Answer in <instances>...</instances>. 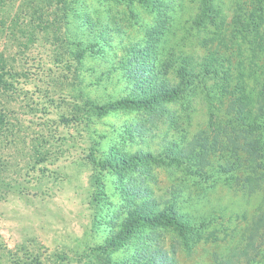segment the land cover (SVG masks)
<instances>
[{"label":"rangeland","instance_id":"374dc122","mask_svg":"<svg viewBox=\"0 0 264 264\" xmlns=\"http://www.w3.org/2000/svg\"><path fill=\"white\" fill-rule=\"evenodd\" d=\"M24 1L7 5L20 15L30 10L23 14L30 36L16 26L15 35L0 36V264H154L152 252L164 253L167 264L261 262L264 214L244 217L258 209L260 193L249 197L229 181L203 182L185 166L155 160L107 173L99 191L102 177L95 178L89 157L166 156L179 145L205 168L209 140L223 143V129L237 124L231 103L261 99L264 0H31L27 8ZM144 45L167 81H178L181 67H204L211 76L160 107L88 112L91 102L132 96L122 59ZM140 183L162 209L175 199L192 224L212 223L198 234L186 224L147 227L129 245L95 251L111 237L105 222L120 208L122 187Z\"/></svg>","mask_w":264,"mask_h":264},{"label":"trees","instance_id":"16d2710c","mask_svg":"<svg viewBox=\"0 0 264 264\" xmlns=\"http://www.w3.org/2000/svg\"><path fill=\"white\" fill-rule=\"evenodd\" d=\"M27 1L26 8L31 6L29 5V1L31 0L24 2ZM7 2L8 0H0V36L5 38L15 35L14 26L18 30H25L23 28L27 27V21L23 17L28 15V11L30 12V10H24L21 12V15L17 11L11 13L13 10L11 8L8 9L9 5H7ZM19 7L21 8L22 5ZM211 7L214 9L212 5ZM24 13L25 15L23 16ZM38 23L42 24V21ZM20 26H22L21 29H19ZM23 33L25 37L29 35L25 31ZM151 50L145 45L132 46L130 49H127L123 56L124 75L126 79L132 82L131 86H129L132 96L115 98L114 102L109 100L102 105L91 102L88 105L87 111H98L101 114H106L109 110H114L116 107H160L161 100L172 102L174 101V97L178 99L186 92L196 90L199 83H202L203 80L211 76L204 67L196 72L195 70L188 71L185 67H181L174 70L178 74L179 80L172 81L168 79L169 81H167L165 73L159 67L161 63H158V57L153 55ZM167 63L170 64L171 62L167 61ZM167 70L166 68L165 71ZM260 95L261 99L255 105H252L250 101L240 99L238 103L236 101L235 103L232 102L227 108L230 115L235 113L237 124L233 125L230 122L223 129L221 133L224 140L223 143L218 144L214 143V139L209 140L208 147L201 152V160L206 162L205 168L204 163L201 165L191 163L192 159L196 157L194 155L195 151H187L188 153H185L181 149H178L179 145L175 148L173 147V152L167 153V151L166 156L160 155L158 157L153 155L146 156L141 153H133L126 157L117 156L109 152L106 156L99 159L92 154L89 157V161L92 163L95 178L102 177V182L97 184V190H105L106 182L103 176L107 173L112 175L113 173L124 174L129 171H135L141 162L146 164L150 160H155L164 164H171L175 170H177L178 166H185L189 170L190 176L203 182L218 183L224 180L226 182L229 181L225 184H232L230 186H235V188L241 190L249 197L250 195L260 193L261 199L258 203V209L253 214L244 215V217L246 219L249 216L256 218L264 214V87L261 88ZM164 111L168 112V109ZM83 114L88 116V113H85V109ZM80 116L84 119V115ZM165 120L174 122V126L178 122H176L175 116L170 115ZM159 121H162V119ZM211 125L215 126V123L212 122ZM206 131L211 134L207 128ZM231 141H234L233 145ZM194 144L196 143L192 142L189 148H192ZM189 145H185V147ZM244 167L245 172L242 175H238ZM203 168L204 170L202 171ZM232 179L234 181L230 182ZM194 183L196 184L197 181ZM155 194L150 186H143V183L138 184L137 188L127 184L124 185L122 187L123 197L120 205H116L120 208L118 210L114 209V212L108 215L105 222L111 232V237L108 238L105 244L98 246L95 251L110 253L120 249L124 245H129L128 242L147 227L172 224L183 230V225L186 224L189 226L188 230L196 233L201 228L203 222L204 225L212 223L211 220L213 219L208 218L202 222L197 221V223H194L193 221L192 224V217L188 213L181 212L179 203L175 199L168 200L165 203V208L162 209L160 197ZM110 203L113 205L112 201ZM102 206L103 204L99 205L98 210L100 212L97 214V221L98 216L102 214ZM131 249V247L128 248V250ZM262 257L263 260L258 262V264H264V253ZM144 258L141 257L139 261ZM149 260L154 264H157L159 260L162 264H167L170 261L169 258L164 256V253L158 252H152ZM137 262L134 264H138Z\"/></svg>","mask_w":264,"mask_h":264}]
</instances>
